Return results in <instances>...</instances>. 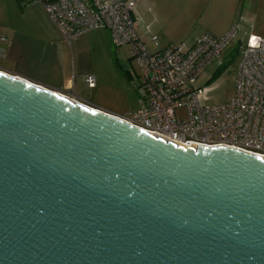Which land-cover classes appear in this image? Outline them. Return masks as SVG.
<instances>
[{
  "label": "water",
  "instance_id": "water-1",
  "mask_svg": "<svg viewBox=\"0 0 264 264\" xmlns=\"http://www.w3.org/2000/svg\"><path fill=\"white\" fill-rule=\"evenodd\" d=\"M0 264H264V158L0 70Z\"/></svg>",
  "mask_w": 264,
  "mask_h": 264
},
{
  "label": "built area",
  "instance_id": "built-area-1",
  "mask_svg": "<svg viewBox=\"0 0 264 264\" xmlns=\"http://www.w3.org/2000/svg\"><path fill=\"white\" fill-rule=\"evenodd\" d=\"M21 1L43 2L67 42L86 32L104 30L115 46L128 45L142 78L136 86L141 107L116 117L178 146H224L264 158V37L250 36L246 44L239 45L234 97L226 103L205 105L206 88L190 86L221 57L235 38L236 27L220 38L203 33L189 49L169 44L151 53L135 32L136 0ZM0 41L8 43L1 34ZM84 81L89 88L95 87L94 76L85 75ZM178 109L185 110V119L178 118Z\"/></svg>",
  "mask_w": 264,
  "mask_h": 264
},
{
  "label": "crops",
  "instance_id": "crops-1",
  "mask_svg": "<svg viewBox=\"0 0 264 264\" xmlns=\"http://www.w3.org/2000/svg\"><path fill=\"white\" fill-rule=\"evenodd\" d=\"M142 4L143 45L147 49L150 44L153 49L147 51L151 53L162 51L175 42L191 48L203 33L214 34L206 29L193 37L190 44L182 40L193 35L199 27L207 28V21L211 20L225 24L223 33L214 35L218 38L233 25L235 37L240 29L243 31L245 37L240 39L241 45L246 44L250 36L264 37V0H136L134 24L141 20L138 13ZM136 29L137 26L135 32ZM0 34L8 40V43L0 41L1 71L58 93L71 94L88 105L78 99L74 89L79 76L87 86L80 68V57L85 50L82 45L85 42L89 45L93 38H110L106 31L86 32L67 42L50 19L43 2L0 0ZM136 34L140 38L141 35ZM94 78L95 87L87 86L89 89L96 88Z\"/></svg>",
  "mask_w": 264,
  "mask_h": 264
},
{
  "label": "rangeland",
  "instance_id": "rangeland-1",
  "mask_svg": "<svg viewBox=\"0 0 264 264\" xmlns=\"http://www.w3.org/2000/svg\"><path fill=\"white\" fill-rule=\"evenodd\" d=\"M139 11L138 15L141 18L143 17V4ZM224 25L220 21H207V28L202 30L199 27L193 35L185 37L182 41L190 44L193 37L203 33L206 29L214 35H219L223 33ZM134 26L135 28L137 26L136 32L141 35L139 40L143 43V18ZM244 37L240 29L222 52L221 57L214 59L190 86L199 89L206 88V98L203 100L205 105L226 103L234 97L240 58L238 48L240 39ZM94 39H97V42H93ZM90 40L89 45L87 42L82 45L85 50L80 57V68L85 75L93 74L96 77V88L89 89L79 76L74 88L76 96L88 105L117 115L136 112L141 107V97L136 86L141 83L142 78L137 61L129 56L128 45L115 46L109 37ZM175 44L178 43L175 42ZM147 49L152 51L153 47L148 44ZM63 95L73 99L71 94ZM176 115L180 119L186 118V112L183 109L176 110Z\"/></svg>",
  "mask_w": 264,
  "mask_h": 264
},
{
  "label": "bare ground",
  "instance_id": "bare-ground-1",
  "mask_svg": "<svg viewBox=\"0 0 264 264\" xmlns=\"http://www.w3.org/2000/svg\"><path fill=\"white\" fill-rule=\"evenodd\" d=\"M181 147H183V146H181Z\"/></svg>",
  "mask_w": 264,
  "mask_h": 264
}]
</instances>
